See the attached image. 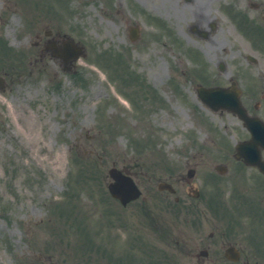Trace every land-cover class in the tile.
I'll use <instances>...</instances> for the list:
<instances>
[{
    "label": "rangeland",
    "instance_id": "rangeland-1",
    "mask_svg": "<svg viewBox=\"0 0 264 264\" xmlns=\"http://www.w3.org/2000/svg\"><path fill=\"white\" fill-rule=\"evenodd\" d=\"M28 1L0 0V43L15 52L0 53L6 81L0 92V264H114L98 252L142 254L138 245L161 239L156 223L168 240L186 239V219L168 209H191L179 177L196 163L202 170L222 160L218 146L233 141L212 129L218 120L196 98L191 74L185 80L178 71H187L186 60L159 46V37L145 38L143 31L153 34L157 27L147 23L149 12L139 3L132 9L124 0ZM159 3L147 0L148 7ZM135 23L143 28L132 42L127 24ZM56 27L61 39L67 33L87 51L69 74L43 44ZM198 45L207 49L197 48L210 70L220 60L237 61V53ZM115 69L134 73L137 85L126 84L131 75ZM114 165L131 172L143 190L127 207L106 187ZM78 173L90 182L78 180ZM168 178L181 201L162 194L168 206L158 211L157 179ZM165 258L192 264L169 247Z\"/></svg>",
    "mask_w": 264,
    "mask_h": 264
},
{
    "label": "flooded vegetation",
    "instance_id": "flooded-vegetation-1",
    "mask_svg": "<svg viewBox=\"0 0 264 264\" xmlns=\"http://www.w3.org/2000/svg\"><path fill=\"white\" fill-rule=\"evenodd\" d=\"M159 1L158 7H148L147 0H124V4L136 9V3H139L147 9V21L158 28L161 47H166L165 39H169L172 46L186 54L198 52V49L201 52L207 50L198 43L208 44V49L211 46L223 48L224 53H232V56L237 53L236 63H226L223 59L214 66L217 75L212 76L214 70L205 64L201 79L193 74L192 81L209 85H216L214 81H222L224 85L236 82L242 88V101L250 118L263 121L264 0ZM151 14L160 16V22L155 23L150 18ZM220 35L223 39L219 41ZM229 45L236 50L229 51ZM230 72L232 75L226 76ZM219 114L227 119L226 129L244 138L250 136V131L238 116L228 112ZM262 153L264 156V151ZM199 167L192 169L196 179H201L199 187H195L188 177L180 180L183 186L189 184L191 188L188 195L192 224L188 239L183 243L177 241L176 247L190 256L193 264H264L262 170L237 159L235 147L229 158L219 163L209 161L202 170ZM226 190L228 196L225 195ZM170 210L181 211L183 208Z\"/></svg>",
    "mask_w": 264,
    "mask_h": 264
},
{
    "label": "water",
    "instance_id": "water-1",
    "mask_svg": "<svg viewBox=\"0 0 264 264\" xmlns=\"http://www.w3.org/2000/svg\"><path fill=\"white\" fill-rule=\"evenodd\" d=\"M215 98L216 102L212 106L223 105L224 97L223 93H215L214 91L208 93ZM112 177L116 180L115 183L109 186L112 195L119 198L123 204H127L130 200L135 199L139 196L140 192L132 180L116 170L111 171Z\"/></svg>",
    "mask_w": 264,
    "mask_h": 264
}]
</instances>
